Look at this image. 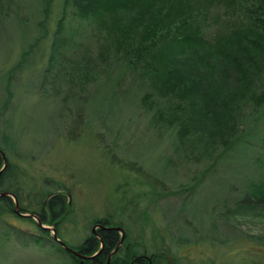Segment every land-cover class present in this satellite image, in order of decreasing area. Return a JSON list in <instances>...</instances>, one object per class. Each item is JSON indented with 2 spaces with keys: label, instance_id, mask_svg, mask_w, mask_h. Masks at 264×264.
<instances>
[{
  "label": "rangeland",
  "instance_id": "374dc122",
  "mask_svg": "<svg viewBox=\"0 0 264 264\" xmlns=\"http://www.w3.org/2000/svg\"><path fill=\"white\" fill-rule=\"evenodd\" d=\"M60 1L52 0L44 21L41 0L0 2V148L18 178L21 202L38 211L33 198L43 196V188L64 192L69 202L67 215L55 224L57 229L43 224L50 231L54 227L58 237L72 245L94 233V219L106 217L110 225L123 228L124 237L136 251L161 252V264L168 256L173 264H264V206H234L248 180L264 179V122L259 123L258 118L247 127L243 121L248 109L243 107L238 112V129L245 128L253 135L223 162H210L217 147L208 141L206 129L197 141L187 140L185 153L178 154L169 140L175 129L159 131L140 101L147 98L149 89L160 91L159 82L151 78L152 86L148 79L139 85L140 76L125 67L114 76L109 74L115 78L113 82L102 83L104 62L98 44L109 41L102 38L103 26L84 25L86 31L75 36L83 42V49L66 51L68 59L61 56L46 70ZM222 8L223 4L217 11ZM152 15H143L137 23L156 29L165 25ZM217 25L224 28L220 21ZM71 27L81 28L77 20ZM153 53L139 61L140 66L148 62L147 77ZM241 57L235 56L237 64ZM222 63L228 65L227 71L237 72L236 63L226 59ZM84 85L96 88H90L85 97ZM70 89L81 91L80 95L67 100ZM117 90L123 92L124 99L111 118L113 101L107 97ZM180 97L191 100V92L184 88ZM64 100L67 104L60 107ZM84 105L88 111L82 109ZM182 115L188 118L183 111ZM192 119L194 125L189 128L197 132V122ZM167 157L172 166H167ZM196 174L197 184L190 192L182 191L180 184L190 183ZM156 175L162 182L153 181ZM17 227L40 232L33 219L1 208L0 264H77L66 257L68 253L54 252V242L23 245L15 239ZM181 230L184 239H179Z\"/></svg>",
  "mask_w": 264,
  "mask_h": 264
},
{
  "label": "trees",
  "instance_id": "16d2710c",
  "mask_svg": "<svg viewBox=\"0 0 264 264\" xmlns=\"http://www.w3.org/2000/svg\"><path fill=\"white\" fill-rule=\"evenodd\" d=\"M261 2L262 0H61L54 28L51 31L50 60L46 70L51 66L54 67L61 56L68 59L65 57L66 51L83 49V42L77 41L75 36L86 31L84 25L97 29L99 27L102 29L103 26L105 32H101L102 35L104 34L102 38L109 41L98 44L104 62L105 76L102 83L113 82L115 78L110 77L109 74L114 76V72L125 67L141 77L138 79L139 85L141 80L144 82L148 79L152 86L151 78L159 82L162 85L158 86L160 91L149 89L146 91L147 98L140 100L144 109L151 112L152 124L158 126L159 131H163L164 128L175 129L176 133H171L169 140L173 141V148L178 154L182 150L185 153L184 148H188L187 140L197 141V137L201 135L203 129H206L208 141L217 147L212 154L210 152V162H223L233 157L232 151L247 144L248 136L253 135L249 130L245 131V128L238 129L241 122L238 112L243 107L248 109L247 119L243 121L247 127L250 123H255L258 118H260L259 123L264 122V63H261L264 58V3ZM221 4L224 5V9L217 11ZM51 5L52 0H41L43 21L49 16ZM149 12H153L151 17L154 20L165 21V25L156 29L138 24L137 22L142 21V16ZM128 16L129 21H125ZM73 20H77L78 25L81 26L79 31L71 27ZM219 21L224 28L220 29L217 25ZM214 23L219 29L215 28ZM128 37L130 38L128 41H123V38ZM240 52L244 57H241ZM151 53L153 54L147 77L145 70L149 64L144 62L140 66L139 61L144 60ZM235 56L241 57L239 64L234 60ZM223 59H226V62L236 63L237 72L229 69L227 71L228 65H223ZM224 76L229 77V80L226 81ZM182 85L191 92V100L186 101L180 97L181 90L184 89ZM84 86L81 90L83 89L82 93H85V97L88 96L90 88H96ZM203 91L205 93H202ZM80 92L70 89L67 100L70 96L80 95ZM107 98L113 101V110L109 113L113 118L116 106L124 99L123 92L117 90ZM59 103L61 107L67 104V101ZM66 107L68 109L70 106L66 105ZM82 109L88 111V106L85 108L84 105ZM182 111L188 115V118L182 115ZM230 114H233V119ZM192 118L197 122V132H191L194 130L189 128L190 125H194ZM215 141L221 142V146ZM174 152L172 156H175L176 152ZM1 160L0 154V164ZM166 160L167 166H172L171 159L167 157ZM254 161L256 164L259 163L255 157ZM208 169L209 165L204 171ZM159 178L161 177L156 175L153 181L162 182ZM192 180L195 183L191 184ZM192 180L190 183H181L180 189L182 191L188 189L190 192L193 184L198 182L197 174L192 176ZM18 182L17 176L7 164L0 171V186L7 191L10 190L17 197L20 210L36 214L42 223L58 226L69 211V202L65 193L47 191L43 188L46 191L43 196L36 194L33 198L39 209L35 211L21 202L22 189L17 185ZM0 199H4L6 211L12 209L13 199L10 195L1 196ZM248 203L264 206V179L248 180L244 194L240 199L236 198L234 206ZM1 207L0 201V209ZM25 217L33 219L39 226L40 232H25L17 227L15 239L27 246L31 244L42 246L54 242L57 245L54 252L68 253L66 248L52 237L49 229L40 226L32 216ZM105 219L108 220L105 217L96 218L94 221H105ZM55 228L57 229L56 226ZM99 231V235L90 234L76 245L63 241L78 247L80 253L92 254L99 248L101 238L104 241V254L97 253L93 261L85 260L83 263L103 264L109 251L116 245L119 232L118 230ZM184 232V230L178 232L179 239L186 238ZM130 249L136 251L135 247L131 246ZM115 253L110 257V261ZM69 255L72 263L81 264L77 256L71 253ZM161 255V252L154 253V256ZM165 264H168V259H165Z\"/></svg>",
  "mask_w": 264,
  "mask_h": 264
},
{
  "label": "flooded vegetation",
  "instance_id": "af4514ba",
  "mask_svg": "<svg viewBox=\"0 0 264 264\" xmlns=\"http://www.w3.org/2000/svg\"><path fill=\"white\" fill-rule=\"evenodd\" d=\"M0 150H1V148H0ZM2 152H4V151H2ZM5 153V152H4ZM5 156H6V154H5ZM2 157V156H1ZM7 164H8V162L6 163V165H5V167L7 166ZM1 165H2V160H1V164H0V167H1ZM4 167V168H5ZM4 168H2V169H4ZM1 169V170H2ZM0 170V171H1ZM0 191L2 192V191H5V192H10V190L9 191H7L4 187H1L0 186ZM11 193V192H10ZM5 195H9V194H4V195H1L0 194V197L1 196H5ZM11 197H12V199H14L13 198V196L12 195H10ZM15 198L17 199V197L15 196ZM0 201H1V208H5V203H4V199H0ZM17 202H18V199H17ZM18 208H19V210H20V206H19V202H18ZM11 210H13V211H15L14 210V200H13V206H12V209ZM20 211H22V210H20ZM22 212H28V211H22ZM31 213V212H30ZM20 215V214H19ZM94 223H100V224H103V225H106V226H113V225H110V223H107L106 221H99V220H95L94 222H93V224ZM96 232H97V235H99V230H101V231H103V232H108V231H113V230H116V229H113V228H108V227H104V228H102V227H98V226H96ZM117 231V230H116ZM94 234V233H93ZM113 234V233H112ZM95 235V234H94ZM96 235V236H97ZM106 235V234H105ZM119 235L120 234H118V238H119ZM107 236V235H106ZM114 236L116 237V234H114ZM118 238H117V240H116V243L118 242ZM100 244H101V241H100ZM67 245H69V244H67ZM70 247H72L76 252H78L79 254H81V255H86V256H88V255H90L89 253H80L79 252V248L78 247H75V246H71V245H69ZM100 247V246H99ZM131 243H130V241H128V240H126V235H125V237H124V239H123V241L121 242V244H120V246H119V248L117 249V254L112 258V261H109L110 262V264H161V256H154V253H146L144 250L143 251H141V252H138V251H132L131 249ZM67 250V249H66ZM95 251H97V250H95ZM94 251V252H95ZM67 252H68V256L67 257H69L70 258V255H69V253H71V254H73V255H75V256H77V258H78V261L80 262V263H83L85 260H88V261H93L94 260V257H95V255L93 256V257H83V256H80V255H77L75 252H72V251H70V250H67ZM94 252H92V253H94ZM104 252H105V249H104V241H103V244H102V246H101V249H100V251L98 252V254L100 253V254H104ZM111 252V250L109 251V253ZM109 253H108V255H109ZM107 255V256H108ZM111 256H112V254H111ZM110 256V257H111ZM168 259V258H167ZM173 259V258H172ZM102 264V263H101ZM104 264V263H103Z\"/></svg>",
  "mask_w": 264,
  "mask_h": 264
},
{
  "label": "water",
  "instance_id": "95a60500",
  "mask_svg": "<svg viewBox=\"0 0 264 264\" xmlns=\"http://www.w3.org/2000/svg\"><path fill=\"white\" fill-rule=\"evenodd\" d=\"M0 154H1V156H2V165H1V167H0V170H1L2 168L5 167V165H6V163H7V159H6L5 153L2 152V150H0ZM0 194H1V195L9 194V195H12V196H13V198H14V199H13V200H14V210H15L16 213H18V214H20V215H25V216L30 215V216H32L33 218H35V219L37 220V223H38L40 226H42V227H44V228L49 227L48 225L43 224V223L39 220V218L36 216V214H34V213H30V212H22V211H20L19 208H18V202H17V199L15 198V195H14V194H12V193H10V192H5V191L0 192ZM96 226H98L99 228H100V227H102V228H104V227L114 228V229H116V230H118V231L120 232V235H119V238H118V242H117V244H116V245L114 246V248L111 250V252H110L109 255L107 256V259H106V261H105V263H104V264H109L110 256H111L112 252L115 251V250L118 248V246L120 245V243L122 242V240H123V238H124V234H125V232H124L123 228L120 227V226H106V225H103V224H100V223H95V225H94L93 227H96ZM93 229H94V228H93ZM93 232H94L95 235H97V232H96L95 229H94ZM51 235H52V237H53L54 239H56L57 241H59L60 244H61L64 248H66L67 250H70V251H72V252H75L76 254L79 255L78 252H76L72 247H70L69 245H67V244H66L61 238H59V237L57 236L56 229H55L54 227L51 228ZM100 240H101V244H100V247L97 249V251H95L94 253H92V254H90V255H88V256H86V255H82V256H83V257H93L94 255H96V254L100 251L101 246H102V244H103V241H102L101 238H100ZM167 258H168V264H173V259H172V257H171V256H168Z\"/></svg>",
  "mask_w": 264,
  "mask_h": 264
},
{
  "label": "bare ground",
  "instance_id": "6f19581e",
  "mask_svg": "<svg viewBox=\"0 0 264 264\" xmlns=\"http://www.w3.org/2000/svg\"><path fill=\"white\" fill-rule=\"evenodd\" d=\"M111 223V222H110ZM112 224V223H111Z\"/></svg>",
  "mask_w": 264,
  "mask_h": 264
}]
</instances>
